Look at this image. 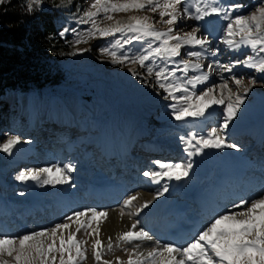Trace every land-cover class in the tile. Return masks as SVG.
<instances>
[{
    "label": "rangeland",
    "instance_id": "374dc122",
    "mask_svg": "<svg viewBox=\"0 0 264 264\" xmlns=\"http://www.w3.org/2000/svg\"><path fill=\"white\" fill-rule=\"evenodd\" d=\"M58 1L56 7L61 5V0ZM91 2L92 0L70 2L64 0L63 5L57 7L67 10L62 11L63 29L75 28L77 32L83 33L90 28L91 24L77 23V19L82 15V11L77 12V8L87 9ZM230 2L242 5L241 11L244 14L258 6V0ZM45 8L49 7L43 4L42 9ZM110 14L113 16L112 21L97 18L100 27H107L116 21L128 22L131 16H148L150 23L159 20L158 12L154 14L150 11ZM199 23L202 22L181 20L176 27L180 34H183ZM223 24L226 22L218 21L210 28L216 38L209 47L210 50L219 47L218 55L201 61L205 65L202 71H208L207 65L213 63L209 85L221 83V77H224L228 79L229 88L234 94L239 92L243 95L242 88L237 89L230 79L232 75H236L237 78L243 77L246 86L252 78L258 81L251 86L244 105L227 129L226 142L236 144L238 149H206L205 155L191 158L193 169L185 180L150 183L141 175L142 172L154 168L152 162L155 160L186 162L189 158L183 150L180 137L193 130L205 132L217 126L224 106H213L210 114L204 119L177 122L171 117V109L168 107L173 101L164 100L166 93L150 86L155 83L153 78L149 77L148 83H142L143 77L138 79L129 71L131 68L143 72L138 65L127 64L121 67L112 64L110 57L101 55V48L110 47L117 39L122 41L125 34L89 38L88 43L74 45L76 35L69 31L65 36H69L70 43L66 49V57L60 63L62 69L73 78V83L67 82L62 86L41 91L33 87L27 89L23 109H20V106L14 109V105L22 101L21 97L15 98V101H6L0 95V143L8 135H19L22 138V142L11 154L0 152V204L3 206L0 210V232L23 234L50 228L55 223L62 222L63 218L73 211L88 208L107 210V219L100 217L92 220L93 227L97 223L100 224L99 238L104 244L107 243L109 236L113 238V251L108 252L104 249L102 260L107 259L117 264L116 257H120L126 264L128 254L124 249L127 248L131 252L134 244L121 243L116 247V237L119 232L128 230L134 221L138 220V227L144 228L153 236L152 241L135 242L139 244V252L146 254L148 250L157 246V242L160 244L174 242L178 246H183L206 225L211 216L223 211L225 206L230 207L233 201H237L236 195H254L259 191L264 182V80H261L260 74L242 65H236L232 73L221 72L216 68V61L229 65L230 61L243 58L242 53L251 54L250 49L232 51L219 42L223 39L220 32ZM154 26L160 31H165L169 27L162 22H157ZM148 43H152L153 46L158 44L152 38L146 37L143 41L133 40L131 44L125 45V50L129 54L138 53L146 49ZM77 48H87L89 51L75 56L68 55ZM189 50L199 49L185 46L181 58L187 59L183 53ZM156 63L164 64L159 59ZM167 67L173 68L175 65L168 62ZM193 74L199 73L190 71L189 75ZM177 77L184 79L180 72H177ZM203 87L205 86L198 85L197 91ZM71 90L77 96L76 99L69 96ZM84 92L91 95L89 107H85L83 103ZM216 95L219 97V89L216 90ZM239 156L243 157L246 163L241 179L230 175H224L226 178L223 179L218 169L222 174L225 171L229 174ZM68 163L75 165V171L69 174V184L40 186L33 181L25 183L15 179L21 171L29 168ZM124 174L127 179L121 177L125 180H116ZM109 180L119 187L117 193H120L118 196L116 193L113 195L110 199L112 203L106 198L96 199L92 191L89 192L92 187L97 189L102 187L91 186L93 182L114 185L109 183ZM164 183L168 184L169 190L163 196H158L157 193ZM21 192L24 193L23 196L20 195ZM197 193H202L205 198L198 199ZM130 195H137L138 199L134 206L126 211L134 212L136 206L146 200H151L152 203L138 216L130 219L125 215L121 218L119 213L123 200ZM61 199L68 200L66 202ZM99 201L108 202V205H94ZM62 202H66L64 205L73 202L72 206L78 207L69 210L61 205ZM31 206L36 208L30 210ZM60 206H62L60 210L65 211L55 210ZM114 213L120 216L118 228L113 224ZM193 225H196L195 229ZM183 226L194 231L189 233L185 240L178 241L172 234L181 231L182 229L177 230ZM71 230H75V225ZM77 238L87 240L85 247L88 249V258L82 264H97L92 258L93 237L78 234ZM58 244L57 241V246ZM54 255L57 256L56 264H59V253Z\"/></svg>",
    "mask_w": 264,
    "mask_h": 264
},
{
    "label": "snow or ice",
    "instance_id": "6c2138e0",
    "mask_svg": "<svg viewBox=\"0 0 264 264\" xmlns=\"http://www.w3.org/2000/svg\"><path fill=\"white\" fill-rule=\"evenodd\" d=\"M4 2L5 0H0V4ZM44 3L45 0H28L27 10L31 13L42 8ZM63 3L64 0H61V5L57 7ZM241 9L242 5L230 0H92L87 9L77 8V12L82 11L77 23L91 24L90 28L83 33L77 32L75 28L60 31L61 37L69 31L73 32L76 35L74 45L88 43L89 38L125 34L122 41L117 39L110 47L101 48V55L110 57L112 64L121 67L127 64L138 65L143 72L131 68L129 71L138 79L143 77L142 83H148L149 77L153 78L155 83L150 86L166 93L164 100L173 101L168 107L171 109V117L177 122L204 119L213 106H224L217 126L205 132L193 130L180 137L183 150L189 158L186 162L155 160L152 162L154 168L142 172L141 175L150 183L185 180L193 169L191 158L205 155L206 149H238L236 144L226 142L227 129L244 105L251 86L258 81L252 78L246 86L243 77L232 75L230 79L237 89L243 90V95L239 92L234 94L229 88L228 79L224 77H221V83L209 85L213 63L207 65L208 71H202L205 65L201 61L218 55L219 47L213 50L209 47L216 38L210 28L218 21H225L226 24L220 29L223 39L219 42L232 51L250 49L251 54L244 52L243 58L230 61L229 65L216 61V68L221 72L232 73L236 65H242L260 74L261 80H264V0H258V6L247 14L242 13ZM131 11L158 12L159 20L150 23L148 16H131L128 22L116 21L107 27H100L97 22V18L112 21L110 13ZM181 20L202 23L180 34L176 26ZM157 22L169 27L165 31L157 30L154 26ZM129 33L132 35H126ZM146 37L158 42L157 46L148 43L146 49L134 54L125 50V45L131 44L133 40L143 41ZM185 46L199 50L186 51L183 55L188 58H181ZM86 51L89 49L77 48L68 55L75 56ZM157 59L164 64L158 65ZM168 62L175 67H167ZM190 71L199 74L189 75ZM177 72L184 76L183 80L177 77ZM198 85L205 87L197 91ZM217 89L220 91L219 97L216 95ZM21 142L19 135H8L0 143V152L11 154ZM73 171L75 165L71 163L52 164L21 171L15 179L25 183L33 181L40 186L63 185L70 183L69 174ZM168 190V184L164 183L157 195L163 196ZM20 195L23 196L24 193L21 192ZM137 199V195H130L123 200L119 213L121 218L125 215L130 219L138 216L152 203L151 200H146L137 205L134 212L126 211L134 206ZM82 217L85 219L82 220ZM96 217L107 219L108 211L88 208L73 211L62 222L55 223L50 228L15 235L0 232V264H56L57 256L54 253H59V264H82L88 258V249L85 247L87 240L78 239V234L93 237L92 258L97 264L101 261L102 264H113L110 260H102L104 249L111 252L114 244L111 236L107 238L106 244L101 241L100 224L97 223L95 227L92 224ZM138 224V220L134 221L128 230L119 232L116 237V247L121 243L134 244L131 252L124 249L128 254L126 264H264V182L254 195L242 196L233 201L230 207L225 206L223 211L211 216L206 225L183 246L174 242H157V246L146 254L139 252V244L135 242L152 241L153 236L144 228L138 227ZM73 225L74 231L71 230ZM116 262L125 264L120 257H116Z\"/></svg>",
    "mask_w": 264,
    "mask_h": 264
},
{
    "label": "trees",
    "instance_id": "16d2710c",
    "mask_svg": "<svg viewBox=\"0 0 264 264\" xmlns=\"http://www.w3.org/2000/svg\"><path fill=\"white\" fill-rule=\"evenodd\" d=\"M27 2L5 0L0 4V95L6 101L21 97L14 109H23L25 91L31 87L41 91L73 83L60 63L70 43L69 36L59 35L64 26L62 13L67 10L56 7L58 0H45L49 8L29 13ZM90 96L83 93L85 107L90 106Z\"/></svg>",
    "mask_w": 264,
    "mask_h": 264
},
{
    "label": "bare ground",
    "instance_id": "6f19581e",
    "mask_svg": "<svg viewBox=\"0 0 264 264\" xmlns=\"http://www.w3.org/2000/svg\"><path fill=\"white\" fill-rule=\"evenodd\" d=\"M245 162H244V158L243 157H241V156H239L238 157V159H237V162L234 164V165H232V167H231V171L229 172V174L225 171V172H223V174H222V172L221 171H219V169H218V172L219 173H221V175H222V177H223V179H225L226 178V176H224V175H230L231 177H235L236 179H241V174H242V170H243V168L245 167ZM109 172V171H108ZM111 172V171H110ZM121 177H125V174L124 175H122V176H119V177H117L116 178V180L118 181V180H125V179H123V178H121ZM126 179H127V177H125ZM131 179V178H130ZM222 178H221V180H223ZM109 183H112V184H114L111 180H109L108 181ZM105 183H107V182H105ZM126 183H127V181H126ZM103 184V183H102ZM102 184H98V183H95V182H93V185H91V186H97V187H101L100 189H97V188H95V187H92L93 189H90L89 190V192H91L92 191V193L95 195V198L96 199H99V200H101V198H106V199H111L112 197H113V195L115 194V195H120V193H117L118 192V189H119V187H117V185H109V184H105V185H102ZM128 184V183H127ZM124 189V188H123ZM244 193V192H243ZM247 195V194H246ZM249 195V194H248ZM247 195V196H248ZM196 197L198 198V199H200V200H202V199H204L205 198V195H203L202 193H197L196 194ZM240 197H242V196H237L236 195V198H238V200L240 199ZM64 200H66V202H67V200L68 199H61V201H64ZM66 202H62V204L61 205H63L64 207H66V209L68 208L69 210H75L76 209V207H78V206H72V204H73V202H71V204L70 203H67V205H64L63 203H66ZM109 203H112V200H110L109 201ZM97 204H99V206H106V205H108V202H105V201H99L98 203H95L94 205H97ZM32 207V209H30V210H33V209H35L33 206H31ZM70 207V208H69ZM26 208H28V206L26 207ZM62 208V206H60L59 208H57V209H55L56 211H61V212H63V211H65V209L62 211V210H60ZM225 208V207H224ZM223 208V209H224ZM3 209V206H2V204H0V210H2ZM115 214V213H114ZM119 217L120 216H118L117 214H115V216H114V222H113V224H114V226H117V228L119 227V225H118V220H119ZM100 217H96L95 219H99ZM94 219V220H95ZM97 221H99V220H97ZM120 221V220H119ZM194 226V229L196 228L195 226L196 225H193ZM191 227V226H190ZM201 228V227H200ZM182 229V230H181ZM194 229H189L188 227H185V226H183V227H181V228H179L177 231H179V230H181V231H179L178 233H173L172 234V237H174L175 239H177L178 241H182V240H185L187 237H188V235H189V233H192L193 231H194ZM188 231H190V232H188ZM176 237H175V236ZM182 235H185V236H182Z\"/></svg>",
    "mask_w": 264,
    "mask_h": 264
}]
</instances>
